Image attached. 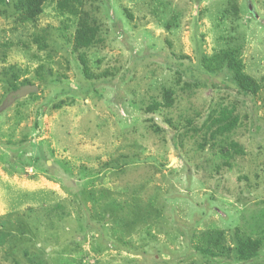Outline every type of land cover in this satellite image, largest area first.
I'll return each instance as SVG.
<instances>
[{
    "label": "rangeland",
    "instance_id": "1",
    "mask_svg": "<svg viewBox=\"0 0 264 264\" xmlns=\"http://www.w3.org/2000/svg\"><path fill=\"white\" fill-rule=\"evenodd\" d=\"M58 1L24 25L0 3V264H264V0H236L234 22L233 0H70L100 27L84 50L94 79L70 47L79 15ZM231 45L254 97L202 68ZM25 81L40 90L7 101ZM162 89L171 104L146 113ZM223 107L239 125L200 149L188 129ZM235 230L262 241L256 259L196 250L211 231L232 247Z\"/></svg>",
    "mask_w": 264,
    "mask_h": 264
},
{
    "label": "trees",
    "instance_id": "2",
    "mask_svg": "<svg viewBox=\"0 0 264 264\" xmlns=\"http://www.w3.org/2000/svg\"><path fill=\"white\" fill-rule=\"evenodd\" d=\"M12 10L16 13V20L19 24L34 23L39 16L43 13L44 3L46 0H11ZM4 0H0L3 3ZM70 0H59L57 2V8L61 12H67L71 16L79 15L76 23V28L70 39V47L73 53L76 54L78 62L80 64L81 72L87 79L97 78L98 75H93L89 71V62L87 55L84 50L92 46H95L98 42V36L100 33V27L97 26L95 20H88L87 18L81 17V14L77 11L74 6H70ZM240 6L239 2L233 0L230 5L224 7L222 16L231 15L233 22L239 20ZM47 37L46 29H41L37 35L32 37V42L39 48L44 50L47 45L45 44ZM201 65L204 72L210 74H216L219 72H226L230 81L233 83L237 92L244 96H256L261 90V84L252 76L245 73L244 63L239 56V50L233 45L227 46L220 51L212 55H204L201 59ZM41 68V66H40ZM110 74L103 73L102 77H107ZM264 81V76L262 77ZM24 85H32L29 81H25ZM22 85V86H24ZM18 86L12 87V92L17 91ZM39 91L40 86L36 87ZM30 94V96H33ZM163 99L165 104L151 103L150 106L145 110L148 114H154L160 106H169L172 102L170 99L171 92L162 89ZM18 99V98H16ZM239 125V117L235 113L233 108L223 107L215 115H209L202 127L200 128H189L188 132H201L203 134V143L199 146L203 149L204 146L209 142L211 146H214L213 141L215 139H223L229 136ZM175 142V141H174ZM236 153H242L241 149L236 143L228 145ZM107 163H104L106 165ZM81 171L89 177V172L86 168L81 167ZM66 171V170H65ZM232 247L227 244L225 240V233L223 231H211L203 235L201 239L202 246L196 247L199 254L206 260H214L217 258H229L232 257L235 261L249 262L256 259L262 246V241L258 238H251L240 235L238 230L233 231L230 235ZM213 264V263H212Z\"/></svg>",
    "mask_w": 264,
    "mask_h": 264
},
{
    "label": "water",
    "instance_id": "3",
    "mask_svg": "<svg viewBox=\"0 0 264 264\" xmlns=\"http://www.w3.org/2000/svg\"><path fill=\"white\" fill-rule=\"evenodd\" d=\"M38 90L34 85H26L21 88H19L17 91L12 93L11 95L8 96L7 101L12 100L13 98H22L25 97L28 94H33L36 93ZM3 108V107H2Z\"/></svg>",
    "mask_w": 264,
    "mask_h": 264
}]
</instances>
